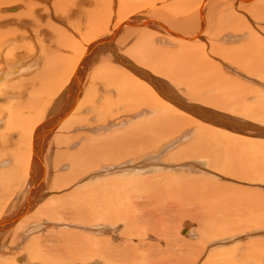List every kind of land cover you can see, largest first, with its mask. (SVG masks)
<instances>
[{
  "label": "rangeland",
  "instance_id": "rangeland-1",
  "mask_svg": "<svg viewBox=\"0 0 264 264\" xmlns=\"http://www.w3.org/2000/svg\"><path fill=\"white\" fill-rule=\"evenodd\" d=\"M196 1L200 2V0ZM196 1L137 0L136 2V0H129L126 2V8L124 1L122 3L124 8L120 9L119 1L112 0L114 6L107 4L111 9L102 8L105 12H111L110 17H107L109 13L104 16L107 19L99 14L101 18L98 17V20L94 18V14L91 17L93 23L89 22L90 25L78 31L83 32L84 36H76L73 31L70 32L71 36L73 34L72 38L76 36L73 38L74 44L71 45L74 47L73 58L77 62L81 60L79 58H82V53L90 45L88 53L92 52L94 47L92 41L99 40L101 42L99 44H104L105 37L111 38L108 32L112 27L116 26L115 29H117L119 21L127 19L129 21V25H125L121 31L116 30L119 33L110 40V47L105 46L106 51L99 50V47L94 48L93 52H97L93 56L91 65H87L88 53L83 56L85 70L82 68L81 71H89L84 81L77 79L76 84L80 85L82 92H79L77 85L73 86L67 79L64 82L57 81L63 71L59 69L58 76L54 74L53 79L45 80L49 83L41 82L42 91L40 90L41 92L39 91L29 101H21L20 94L8 93L9 96L6 98L2 97L3 95L0 96V126L2 128L0 133L6 130L3 135L5 140H0L3 141L0 142L1 219L16 212L19 215L26 203L24 202L25 190L29 180L26 168L30 171L29 166L34 160L24 140L28 141L29 134L36 129L37 142L42 143L49 139L42 157L46 173L44 186L39 188L40 192L36 197L33 193L34 197L30 200H38L28 210L27 216L19 219L21 221L23 218L21 224H25L21 229L24 231L18 230L16 224L15 227L0 233V264H147L143 261L145 254L157 255L160 252L163 253L159 254L158 258L163 260L157 259V264L160 262V264L166 262L168 264H208V258H215L214 255L218 253L217 258L223 254L227 258L235 259L244 256V261L241 263L263 262L264 264L263 249L254 255L250 253L249 259L245 254V249L249 245L264 246V221H262L264 220V162L261 161L264 160L262 159L264 158L262 154L264 153V10L259 11L256 8L262 0H241L240 2L207 0L200 10L203 16L201 30H199L200 17ZM104 11L103 15H106ZM143 20H148L147 25L152 20L154 23L158 22L166 26L172 34L183 37L184 41L177 39L176 36H170L160 27H144ZM58 24L63 27L62 23ZM99 32H102V35ZM104 32L107 35H103ZM198 33L199 36H196ZM90 34H92L91 37ZM93 34L96 37H93ZM194 36V39L198 40H190V37ZM24 39L20 40L19 44L24 45L29 42L33 48L29 53L24 49H21V52L9 53L12 47L1 45L2 49L5 47L4 50H7L3 51L0 48L3 56L6 55L5 52H8L10 57L14 54V58L17 59V64L16 62H14L15 65L8 63L9 66L19 68L20 61V67H26L27 61L33 59L31 55L38 53V47L42 44L47 46L50 43V40L46 39H40L43 42L40 43V40L32 35ZM186 39L188 42L185 41ZM121 40L122 43H120ZM82 49L84 50L81 52ZM68 52L67 50L62 53L63 55L60 54L61 58L68 55ZM2 55L0 59L3 58ZM6 59L11 62L8 58ZM8 64L6 60H0V65L5 67ZM55 80L58 82V89L55 86L54 91L51 92L50 86L53 82L54 85L57 83ZM81 82H84L83 85ZM45 84L49 85L45 86ZM60 84L64 85L61 89H59ZM64 93L71 95L72 100ZM76 95H79V99L84 102V107L78 113H74L79 100ZM31 102L36 104L34 103L33 106ZM63 107L66 111L62 113L64 117L62 116L59 121L53 116L61 114L65 110ZM168 108L172 110L170 115L167 114ZM48 111L51 114L50 119L44 124ZM31 113H35L33 119H31ZM165 114L170 116L168 121L161 119L165 117ZM38 120L40 122L37 123ZM54 124L58 126L55 128ZM141 128L145 131L142 132ZM49 129H53L47 133L50 137L46 135ZM23 141L25 145L21 146ZM101 142H105V145ZM30 146L32 149V144ZM254 146L257 148L259 146L260 149H258L262 155L254 153L259 152ZM19 148H24L23 152L17 151ZM241 149L249 153L251 150L254 156L263 157L260 161L253 159L249 153L244 157L243 152L239 154ZM222 152L225 153L224 156ZM225 156L227 158H224ZM19 162L23 164L21 163L22 167L18 171L17 166H21ZM250 162L253 165L252 168L247 166ZM10 167L13 169L11 173H14V176L19 172L22 176L15 179L12 174L8 179L9 184L6 177H3V173L6 171L8 173ZM33 167L34 163L30 167L33 172L30 171V173L36 180V177L39 178V172L37 174V169ZM257 170L263 171L258 173ZM134 181H137V184ZM203 183L209 184L208 190L206 188L201 190L207 191L206 193L198 190V186ZM106 185H110V188H106ZM131 185L134 186L131 188ZM192 185H196V190ZM108 192H111L110 195ZM94 193H97L99 198ZM153 193H157L158 196L157 194L154 196ZM170 193L172 196L169 197ZM207 193H212L209 196L213 198L210 199ZM106 194L109 195L108 198ZM92 195H95L96 199ZM103 197H106L105 202L107 200L112 202V204L109 203L110 207H106L107 203L104 205V202H101ZM259 198H262L261 201ZM91 200L95 202V206ZM257 200L260 202L258 203ZM204 201H209L211 205L205 204L211 208H203ZM97 202L101 204L98 205ZM96 204L104 208L100 206L101 209H99ZM215 206L218 208L215 209ZM201 207L205 209V213ZM17 208L21 210H16ZM103 209H106L107 214ZM159 209L163 210L154 212ZM210 210L212 215L208 212ZM109 211L112 214L108 215ZM257 213L263 219L258 218L257 216L260 215ZM120 215L123 217L120 218ZM145 215L148 216L145 217ZM255 219H257L256 222ZM133 220L137 221L134 223ZM162 221L166 223L162 224ZM212 221H215L214 226ZM208 228L213 232L220 230L221 234L210 235L209 231H206ZM165 237L166 241H164ZM172 241L187 245V255L184 251L182 252L183 247L177 250L176 247L179 246L175 247L176 243ZM88 242L95 245L89 243V246ZM164 247L165 249L162 250ZM150 248L155 249L146 252V249ZM242 252L245 255H242Z\"/></svg>",
  "mask_w": 264,
  "mask_h": 264
},
{
  "label": "bare ground",
  "instance_id": "bare-ground-1",
  "mask_svg": "<svg viewBox=\"0 0 264 264\" xmlns=\"http://www.w3.org/2000/svg\"><path fill=\"white\" fill-rule=\"evenodd\" d=\"M114 1V0H113ZM119 2H118V4L120 5V9L121 8H124L123 7V5H122V3H124V1H125V4H126V2H128L129 0H118ZM190 1H193V2H195L196 0H190ZM207 0H200V2H197V5H198V11H199V17H200V19H199V23H200V25H199V30H201L202 28H203V25H202V22H203V16H202V12L200 11V10H202V8H203V5L205 4V2H206ZM235 1V0H234ZM241 0H236L235 2H240ZM136 2H137V0H136ZM190 3V2H189ZM107 4H111L112 6H114L115 4H112V0H0V48H1V45H4L5 47H8V48H11L12 47V49H10V51H9V53L10 52H17V51H20L21 49H24L26 52H30L33 48L31 47V45L29 44V42H24L25 44L24 45H21V44H19V43H21V41L20 40H23L25 37H27V36H29V35H32L33 37H35L37 40H40V39H46V40H50V43H49V45H47V46H44L43 44L42 45H40V47H38V49H39V51H38V53L36 54V55H34V56H32L31 55V57H33V59L31 60V59H29V61H27V59H25L26 61H27V64L28 65H25L26 67H20L21 66V63H20V61H19V68H16V66H9V64L8 63H10V64H14V62H16V60L17 59H15L14 58V54L12 55L13 56V58H12V56L10 57L8 54V52L6 53H4V54H6L7 55V57H5L4 58V56H6V55H2L1 54V51H0V55H2L3 56V58H1L0 60L1 61H5L6 60V63L8 64V65H6L5 67L3 66V65H0L1 67H4V68H1L0 67V96H2V97H5L6 98V96H9L8 95V93H10V94H20V96H21V98H22V100L21 101H24V102H26L27 100L29 101V99H31L32 97H35L36 96V94L41 90L42 91V86H41V82L43 83V81L45 82V80H48L49 78L50 79H53V75L55 74L56 76H58V74H59V72H58V70L59 69H62L61 71V73H60V75L58 76V79H57V81H60V80H63V82L67 79V81L68 82H71L72 84H73V86H75V85H77L78 86V89H79V92H82V90L79 88V84H76V82H77V79H81V80H83L84 81V79H86V74H88V71L89 70H86L87 71V73H86V71L85 72H82L81 70H82V68H83V70H85V68L83 67V65H85V64H83V56H85L87 53H88V51H89V49H90V47H91V45L82 53V58H79V59H81L80 61H75V59L73 58V53H72V49L74 48L71 44L73 43L74 44V40H73V38H75L77 35H80V36H82L83 34V32H78L79 30H82L83 28H85L84 26H88V25H90L91 23H89V22H92V20H91V17H93V15H94V18H96V19H98L99 20V18H101V17H99L98 15L99 14H101L103 17L104 16H107V14L109 13V12H105L104 10H102V8H108L109 7V5H107ZM241 4V3H240ZM107 5V6H106ZM110 5V6H111ZM122 5V6H121ZM126 6H127V4L125 5V8H126ZM231 6V5H230ZM110 9H111V7H109ZM256 8L259 10V11H263L264 10V1L262 0V1H260L259 3H258V5L256 6ZM255 9V8H254ZM101 10H102V12H101ZM109 10V9H108ZM103 11H104V13H106V15H103ZM121 11V10H120ZM11 12H13V13H11ZM111 13V12H110ZM108 14V16L107 17H110V15L111 14ZM100 15V16H101ZM96 16V17H95ZM99 17V18H98ZM107 17H104L105 19H107ZM93 18V19H94ZM132 18H134V17H132ZM96 19H94V20H96ZM103 19V18H102ZM136 19V18H135ZM98 20H96V21H98ZM125 20V19H124ZM96 21H94V22H96ZM134 21V20H133ZM144 21V20H143ZM148 21V20H147ZM147 21L145 20L143 23H144V27H150V26H155V27H160V28H162L163 29V31H165V32H167V33H169L170 34V36H176V38L177 39H180V40H183L180 36H178V35H176V34H172L171 32H170V30L168 29V28H166V26H163L162 24H160V23H158V22H156V23H154L152 20H150L148 23H149V25H147ZM62 23L61 25H63V27H60V25L58 24V23ZM93 23V22H92ZM131 23H133L132 21H131ZM135 24L137 23V22H134ZM125 25H129V21H128V19L126 20V21H122V22H118V30L119 31H121V28L123 29L124 27H125ZM115 26V25H114ZM116 27V26H115ZM115 27H112V29H110V31L108 32V34L111 36V38H109V39H106V37H105V42H103L104 44H99V43H101V42H99V40L96 42L95 40V42H93L92 41V43L94 44V47H93V50H94V48H98L99 47V50H104V51H106V48H105V46H107V47H110V40L111 39H113V38H115V36L119 33L118 31H116L117 29H115ZM68 28H70V30H68ZM143 29V28H142ZM87 30V29H86ZM85 30V31H86ZM72 31L74 32L73 34H76V36L75 37H73L72 38V36H73V34H72V36L70 35V32L72 33ZM88 31V30H87ZM86 31V33L87 34H89L88 32ZM90 31V30H89ZM103 31H105V30H103ZM123 31V30H122ZM100 34L102 33V32H99ZM98 33V34H99ZM144 33V32H143ZM145 34V33H144ZM94 35V34H93ZM102 35V34H101ZM103 35H107V34H105V32L103 33ZM146 35V34H145ZM144 35V36H145ZM150 35V34H149ZM84 36V35H83ZM90 37L92 36V34H90L89 35ZM152 36V35H151ZM196 36H199V33H198V35H196ZM89 37V38H90ZM93 37H96L95 35L93 36ZM98 37V36H97ZM149 37V36H148ZM101 38V37H100ZM100 38H97V39H100ZM142 38H144L143 36H142ZM145 38H146V36H145ZM195 38V36L194 37H190V40H196V39H194ZM29 39H31V38H29ZM36 39H35V41H36ZM91 39V38H90ZM93 39V38H92ZM102 39V38H101ZM145 40V39H144ZM188 39H186L185 41H187ZM198 40V39H197ZM24 41H25V39H24ZM34 41V42H35ZM44 41V40H43ZM78 41V40H77ZM83 41V40H82ZM91 41V40H90ZM90 41H89V43H90ZM124 41V40H123ZM184 41V40H183ZM40 43H43V42H41V40L39 41ZM106 42H108V43H106ZM188 42V41H187ZM189 42H191V41H189ZM33 43V42H32ZM31 43V44H32ZM75 43H76V41H75ZM78 43V42H77ZM81 43H84V42H81ZM120 43H122V40H121V42ZM19 44V45H18ZM39 44V43H38ZM37 44V45H38ZM88 44V43H87ZM87 44H86V47H87ZM91 44V43H90ZM82 45H85V43L84 44H82ZM5 47H3V49L1 48V50H3V51H5L4 50V48ZM34 47V46H33ZM85 47V46H84ZM35 48V47H34ZM37 49V50H38ZM77 49V48H76ZM85 49V48H84ZM84 49H82L81 50V52L84 50ZM260 49H261V47H260ZM37 50H36V52H37ZM69 51L68 52V55L66 54L64 57H63V59L61 58V56L63 55L62 53L63 52H66V51ZM74 50V49H73ZM91 50H92V48H91ZM93 50H92V52L91 53H88L86 56L88 57V64L87 65H91V63H92V60H93V56L96 54V52H93ZM96 50V49H95ZM98 50V49H97ZM7 51V50H6ZM35 51V50H34ZM103 51V52H104ZM21 52V51H20ZM19 52V53H20ZM71 53V54H70ZM16 54H18V53H16ZM15 54V55H16ZM22 54V53H21ZM21 54H19V55H21ZM60 54H62L61 56H60ZM65 54V53H64ZM1 56V57H2ZM25 56H27V54H25ZM30 56V55H29ZM114 56H115V54H114ZM10 57V58H9ZM117 57V56H116ZM6 58H8L11 62H9ZM12 58V59H11ZM23 58H25L24 56H23ZM22 58V59H23ZM3 59V60H2ZM5 59V60H4ZM18 59H19V57H18ZM24 60V61H25ZM47 60V61H46ZM73 60V61H72ZM85 60V59H84ZM23 61V60H22ZM45 61H46V66H45ZM90 61V62H89ZM96 61V60H95ZM121 61V60H120ZM13 62V63H12ZM71 62H73L71 65H69V63H71ZM23 63V62H22ZM86 63V62H85ZM16 64H17V62H16ZM15 65V64H14ZM125 65H127V64H125ZM155 65V64H154ZM123 66H124V64H123ZM27 71H29L28 73H26ZM57 71V72H56ZM55 75H54V77H55ZM57 78V77H56ZM7 79V80H6ZM7 81V82H6ZM56 81V80H55ZM56 81V82H57ZM46 82H48V81H46ZM45 82V83H46ZM51 82V81H50ZM63 82H62V84H63ZM49 83V82H48ZM60 83V82H59ZM82 83V82H81ZM84 83V82H83ZM83 83H82V85H83ZM62 84H60V88L59 89H61L63 86H62ZM65 84V83H64ZM49 84H45V86H48ZM57 87L58 86V82L54 85V82H53V85H51L50 86V91L51 92H53L54 91V87ZM62 86V87H61ZM69 86V85H68ZM76 86V87H77ZM116 86V85H115ZM8 87V88H7ZM47 87H45V89H46ZM49 88V87H48ZM73 88V87H72ZM2 89H6V90H2ZM8 89V90H7ZM57 89H58V87H57ZM77 89V88H76ZM77 89V90H78ZM63 90V89H62ZM69 90H70V88H69ZM68 90V91H69ZM72 90V89H71ZM40 91V92H41ZM48 91H49V89H48ZM109 91V90H108ZM47 92V91H46ZM57 92V91H56ZM75 92V91H74ZM5 93H6V95H5ZM50 93V92H49ZM68 93V92H67ZM64 93V94H66L67 95V97H69L71 100H72V98H71V95H69L68 96V94L70 93ZM78 93V92H77ZM53 94V93H52ZM63 94V95H64ZM73 95V94H72ZM75 95V94H74ZM50 96H51V93H50ZM55 96V95H54ZM61 96V95H60ZM77 96V95H76ZM89 96V95H88ZM1 97V98H2ZM52 97V96H51ZM42 98H44V97H42ZM54 98V97H53ZM68 98V99H69ZM77 98L79 99V95L77 96ZM64 99V98H63ZM66 99V98H65ZM66 100L67 102L69 101V100ZM47 100V99H46ZM59 100H60V97H59ZM70 100V101H71ZM6 101V100H5ZM18 101H19V99H18ZM18 101H16V102H18ZM37 101V100H36ZM48 101V100H47ZM64 101V100H63ZM62 101V102H63ZM3 102V101H2ZM60 102V101H59ZM61 102V103H62ZM76 102H77V100H76ZM32 103V105L34 106V103L33 102H31ZM36 104V103H35ZM56 104V103H55ZM76 104V103H75ZM31 104H30V106H31V108L33 107ZM44 105V104H43ZM62 105V104H61ZM71 106H72V104H70ZM77 105V108L75 109V108H73V109H75L74 110V113L75 112H79V110H81L83 107H84V102H82L81 101V99H79L78 100V103L76 104ZM55 105H53V107H54ZM52 107V106H51ZM74 107H75V105H74ZM24 108V107H23ZM28 108V107H27ZM31 108H30V110H31ZM44 108V107H43ZM29 109V108H28ZM46 109V108H45ZM63 109H65L64 107H63ZM169 109V108H168ZM29 110V111H30ZM59 110H60V107H59ZM62 110V109H61ZM34 111V110H33ZM51 111H52V109H51ZM58 111V110H57ZM66 111V109L63 111V112H61V114L59 113L57 116H53L54 118H58L59 119V121H60V119H61V117L63 116L62 115V113H64ZM69 111V110H68ZM41 112V111H40ZM72 112H73V110H72ZM171 112H172V110L171 109H169V111L167 112V114H171ZM35 113H36V111H35ZM35 113H31L32 114V116H31V119H33L34 118V116H35ZM52 113V112H51ZM74 113H72V114H74ZM40 114V113H39ZM44 114V113H43ZM66 114V113H65ZM64 114V115H65ZM167 114H165V117L164 118H161V119H163L164 121H165V119L168 121L169 120V118L168 117H170L169 115L167 116ZM50 111H48V114L46 115V117H45V119H44V116L42 117L43 119H44V121H45V123L44 124H46L47 123V121H48V119H50L49 117H50ZM67 115V114H66ZM65 115V116H66ZM75 115V114H74ZM71 116V115H70ZM64 117V116H63ZM68 117V116H67ZM36 119V118H35ZM63 119V118H62ZM27 120V119H26ZM52 120V119H51ZM30 121V120H29ZM58 121V122H59ZM64 121V120H63ZM38 122H40L39 120L37 121V123ZM57 122V121H56ZM52 123V122H51ZM60 123V122H59ZM166 123V122H165ZM1 124V123H0ZM50 124V123H49ZM32 125V124H31ZM40 125V124H39ZM42 125V124H41ZM46 126H48V124L46 125ZM45 125H44V127H46ZM53 126V125H52ZM55 126H58V125H55L54 124V127ZM61 126H63V125H61ZM23 127V126H22ZM39 127H41V126H39ZM44 127L42 128V129H44ZM65 127V126H64ZM34 128V127H33ZM41 128H40V130H41ZM49 128V127H48ZM51 128H53V127H51ZM56 128V127H55ZM54 128V129H55ZM145 128V127H144ZM142 129V132H144L145 131V129ZM60 129H62V128H60ZM0 130H2V128H1V126H0ZM34 130V129H33ZM44 130H46V128L44 129ZM64 130H66L67 131V129H64ZM5 129L3 130V132H1L0 133V140H5V139H3V135H4V133H5ZM8 131V130H7ZM49 131H53V129H49L47 132H46V135H47V133H49ZM32 133L31 134H29V139H28V141L27 140H24L26 143H27V147H28V150H29V153L31 152L32 153V155H33V160H34V167H33V169H37V174H38V172H39V178L38 177H36V180H35V178H34V176L33 175H31V173H30V171H32V168H30L32 165H33V163H32V165L31 166H29V170L30 171H28V168H26L27 169V174L29 175V176H27L28 178H29V180H28V184H27V187H26V190H25V193H26V198H25V200H24V202L26 201V203H25V205L23 206V211L21 210V212L22 213H20L19 215H17L16 213H14V214H12V215H10V216H4V218L3 219H1L0 218V233H3V232H5L6 230H8V229H10L11 227H15L16 226V224H17V226L18 227H16L18 230L19 229H21V228H24L23 226V224H25V223H23V224H21L23 221V218L21 219V221L19 220L21 217H26L27 216V212H28V210H30L31 209V207L32 206H34L35 205V202H37L36 200H38V199H35V200H33V201H31L30 199H31V197L33 198L34 196H33V193H35V197L37 196V194L40 192V187H42L43 188V183H44V180H45V178H46V173H45V171H44V162H42V157L44 156V154H43V151L45 150V148L47 147L46 145L48 144L47 142L49 141V139L45 142H37L38 140H37V137H38V135L36 136V134H37V129L33 132V131H31ZM38 134H40V135H42V133H38ZM28 135V134H27ZM39 135V136H40ZM49 135V134H48ZM47 135V136H48ZM214 135V134H213ZM46 136V137H47ZM209 136V135H208ZM212 136V135H211ZM229 137H230V135H228ZM49 137H50V135H49ZM233 137V136H232ZM232 137H231V139H232ZM7 138V137H6ZM113 138V137H112ZM112 138H110V139H112ZM208 138V137H207ZM43 139H44V136L43 137H41V140L43 141ZM109 139V140H110ZM114 139V138H113ZM227 139H228V137H227ZM96 140V139H95ZM126 140V139H125ZM160 140V139H159ZM24 141H23V143L21 142V146H22V144L23 145H25L24 144ZM111 141V140H110ZM204 141V140H203ZM219 141V140H218ZM237 141V140H236ZM0 142H3V141H0ZM201 142V141H200ZM102 143V142H101ZM32 144V149H31V145ZM102 144H104L105 145V142L104 143H102ZM110 144V143H109ZM143 145V144H142ZM262 145V144H261ZM20 146V145H19ZM19 146H17V147H19ZM25 146V147H26ZM100 145H98V147H99ZM247 146H248V144H247ZM103 147V146H102ZM219 147V146H218ZM249 147V146H248ZM262 147H263V145H262ZM15 148V147H14ZM100 148H101V146H100ZM202 148V147H201ZM230 148V147H229ZM237 148V147H236ZM254 148H255V150H257L258 148H259V146H258V148H257V146L255 147L254 146ZM257 148V149H256ZM22 149H24V148H19L17 151H19V150H21L22 151ZM31 149V150H30ZM52 149V148H51ZM228 149V148H227ZM242 149H245L244 147H242ZM241 149V150H242ZM260 149V148H259ZM258 149V150H259ZM262 149V148H261ZM128 150H130V149H128ZM230 150H231V148H230ZM263 150V149H262ZM47 151V150H46ZM226 151V150H225ZM238 151V150H237ZM252 151H253V149H252ZM23 152V151H22ZM22 152H20V153H22ZM24 152H25V150H24ZM87 152V151H86ZM90 152V151H89ZM94 152V151H93ZM243 152V156L244 157H246L247 156V153H249V152H246L245 150L243 151H240V153L239 154H241ZM261 151L259 150V152H254L255 154L257 153V154H261L260 153ZM264 152V151H263ZM16 153V152H15ZM30 153V154H31ZM206 153V152H205ZM254 153H252L251 154V150H250V153L249 154H251V156H253L252 158L253 159H256V161H260L261 160V158L263 157H260V155H256V156H254L255 154ZM19 153H17V155H18ZM60 154V153H59ZM86 154H88V153H86ZM222 154H223V156H224V152H222ZM254 154V155H253ZM262 154H264V153H262ZM261 154V155H262ZM20 155V154H19ZM48 155V154H47ZM89 155V154H88ZM227 155V154H226ZM29 156H31V155H29ZM1 157V156H0ZM89 157H91V156H89ZM250 157V156H249ZM260 157V158H259ZM100 158H102V156L100 157ZM209 158V157H208ZM224 158H227L226 156L224 157ZM71 159H73V158H71ZM262 159H264V158H262ZM86 160V159H85ZM232 160V159H231ZM250 160H252V159H250ZM228 161V160H227ZM255 161V162H256ZM262 162H264V160H261ZM105 162H107V161H105ZM155 162V161H154ZM173 162V161H172ZM236 162V161H235ZM240 164H241V162H240V160L238 161ZM261 162V163H262ZM22 163V162H21ZM20 162H19V165H21L20 167L19 166H17V169H18V171L21 169V167H22V164H21ZM118 163V162H117ZM244 163V162H243ZM5 164V163H4ZM3 164V165H4ZM28 164V163H27ZM239 164V165H240ZM37 165V166H36ZM152 165V164H151ZM223 165H224V163H223ZM222 165V166H223ZM239 165H237L238 167H239ZM257 165V164H256ZM109 166V165H108ZM242 166H243V164H242ZM247 166L248 167H251L252 168V163L250 162V163H248L247 164ZM223 167H225V165L223 166ZM260 167V166H259ZM259 167H257V168H259ZM11 168V167H10ZM9 168V169H10ZM42 168V169H41ZM124 168V167H123ZM122 168V169H123ZM220 168V167H219ZM261 168V167H260ZM9 169H8V173H7V171L6 172H4L3 174V177L5 178L6 177V180H7V182L9 183V180L8 179H10L11 177V175L13 174V177L16 179L17 177H20L21 178V172H19V173H17L16 174V172H15V176H14V173H11V171L13 172V169L11 168V170L9 171ZM140 169V168H139ZM221 169V168H220ZM237 169V168H236ZM262 169V168H261ZM260 169V170H261ZM86 170V169H85ZM104 170V169H103ZM15 171V170H14ZM36 171V170H35ZM107 171V170H106ZM128 171V170H127ZM134 171V170H133ZM258 171V173H261L262 171H259V170H257ZM33 172V171H32ZM126 172V171H125ZM11 173V174H10ZM25 173V175H27ZM34 173H36V172H34ZM130 173V172H129ZM163 173V172H162ZM264 173V172H263ZM10 174V175H9ZM37 174H36V176H37ZM172 174V173H171ZM135 175V174H134ZM133 175V176H134ZM181 175V174H180ZM215 175V174H214ZM254 175H256V174H254ZM138 176V175H137ZM127 177V176H126ZM217 177V176H216ZM38 178V179H37ZM143 178V177H142ZM145 178V177H144ZM1 179V178H0ZM19 179V178H18ZM27 179V178H26ZM150 179V178H149ZM192 179V178H191ZM125 180L127 181V178H125ZM19 181V180H18ZM187 181V180H186ZM189 181V180H188ZM6 182V183H7ZM21 182V181H20ZM110 182H112V180L110 181ZM114 182V181H113ZM127 182H129V181H127ZM134 182H136L135 184H137V181H134ZM189 182H191V181H189ZM189 182H186V183H189ZM197 182H199V181H197ZM196 182V183H197ZM201 182V181H200ZM17 183V182H16ZM24 183H26V182H24ZM117 183V182H116ZM126 183V182H125ZM133 183V182H132ZM139 183V182H138ZM143 183V182H142ZM147 183V182H146ZM160 183H162V182H160ZM170 183V182H169ZM184 183V182H183ZM195 183V182H194ZM206 183V182H205ZM205 183H203L202 185H200V186H198V190L200 191V192H203V191H201L202 190V188H206L207 189V187H208V185H206ZM209 183V182H208ZM214 183V182H213ZM3 184V183H2ZM10 184V183H9ZM12 184V183H11ZM103 184V183H102ZM131 183H129V185H130ZM140 184V183H139ZM148 184V183H147ZM146 184V185H147ZM191 184H192V182H191ZM190 184V185H191ZM100 186H101V184H99ZM108 185V184H107ZM106 185V188L107 187H109V186H107ZM119 184H117V186H118ZM126 186H128V184H125ZM141 185V184H140ZM186 185V184H185ZM25 186V185H24ZM116 185H115V188L117 187ZM132 186H134V185H131L130 187L132 188ZM174 186V185H173ZM187 186H189V185H187ZM186 186V187H187ZM195 186V187H194ZM113 187V186H112ZM138 187V186H137ZM141 188H142V186H140ZM179 189H180V187L179 186H177ZM176 187V188H177ZM192 187H193V189H195L196 188V185H192ZM14 188H16V187H14ZM42 188H41V190H42ZM100 188H102V186L100 187ZM110 188V187H109ZM118 188H119V186H118ZM122 188V187H121ZM139 188V187H138ZM155 188V187H154ZM170 188V187H169ZM175 188V187H174ZM175 188V189H176ZM201 188V189H200ZM220 188V187H219ZM39 189V190H38ZM152 189H153V185H152ZM171 189V188H170ZM213 189V188H212ZM211 189V190H212ZM37 192H36V191ZM98 190H100L99 189V187H98ZM126 190V189H125ZM125 190H123V192L125 191ZM135 190V189H134ZM181 190V189H180ZM183 190V189H182ZM187 190H188V188H187ZM196 190V189H195ZM208 190V189H207ZM233 190V189H232ZM253 190V189H252ZM110 191V190H109ZM139 191V190H138ZM167 191V190H166ZM188 191H190V190H188ZM213 191V190H212ZM15 192V191H14ZM17 192V191H16ZM23 192V191H22ZM100 192H101V190H100ZM120 192V191H119ZM133 192V191H132ZM141 192V191H140ZM169 192V191H168ZM207 192V191H206ZM206 192H203V193H206ZM214 192H215V190H214ZM244 192V191H243ZM248 192V191H247ZM12 193V192H11ZM24 193V194H25ZM109 193V192H108ZM107 193V194H108ZM111 193V192H110ZM110 193H109V195H110ZM113 193V192H112ZM114 193H115V191H114ZM198 193V191L196 192V194ZM210 193V192H209ZM213 193V192H212ZM211 193V194H212ZM255 193V192H254ZM95 194V193H94ZM106 194V195H107ZM153 194H155L154 196H156V194L157 193H153ZM171 194V193H170ZM169 194V197L170 196H172V194H173V192H172V194L170 195ZM179 194V193H178ZM196 194H195V197H196ZM211 194H206L208 197H210L209 195H211ZM244 194V193H243ZM246 194V193H245ZM17 195V194H16ZM96 195V197H98L97 196V193L95 194ZM95 195H92L93 197H95ZM109 195H107V198H108V196ZM175 195V194H174ZM198 195V194H197ZM39 196V195H38ZM91 196V197H92ZM104 196H105V194H104ZM121 196V195H120ZM148 196V195H147ZM157 196H158V194H157ZM201 196V195H200ZM203 196V195H202ZM207 196H206V198H207ZM227 196V195H226ZM232 196V195H231ZM245 196V195H244ZM90 197V196H89ZM96 197H95V199H96ZM141 197V196H140ZM166 197H168V195L166 196ZM251 197V196H250ZM39 198V197H38ZM88 198V197H87ZM99 198V197H98ZM122 198V197H121ZM181 198V197H180ZM194 198V197H193ZM204 199H205V197H203ZM211 198H213V197H210V199ZM248 198V197H247ZM116 200H117V198H115ZM190 198H188V200H189ZM244 199V198H243ZM243 199H241V200H243ZM249 199V198H248ZM260 199V198H259ZM262 199V198H261ZM261 199H260V201H261ZM40 200V199H39ZM86 200V199H85ZM93 200H94V198H93ZM99 200V202L101 201L104 205L106 204V207L108 206V207H110V205H109V203L111 202H108L109 200H107L106 202L104 201V200H106V197L104 198H101V200L100 199H97V201ZM148 200V199H147ZM147 200H145V201H147ZM159 200V199H158ZM192 200H195V199H192ZM218 200V199H217ZM217 200H216V203H217ZM240 200V199H239ZM238 200V201H239ZM92 201V200H91ZM95 201V200H94ZM119 201V200H118ZM139 201V200H138ZM140 201H142L141 199H140ZM139 201V202H140ZM149 201V200H148ZM153 201H155V200H153ZM165 200H163V202H164ZM211 201V200H210ZM247 201V200H246ZM259 200H257V202L259 203L260 202ZM93 202V201H92ZM117 202V201H116ZM156 202V201H155ZM154 202V203H155ZM158 202V201H157ZM172 202V201H171ZM219 202V201H218ZM249 202V201H248ZM247 202V203H248ZM94 203V206H95V202H93ZM93 203H91L92 205H93ZM98 203V202H97ZM151 203V202H150ZM180 203V202H179ZM205 203H209V201H204L203 202V208H211L209 205H211L210 203H209V205H207V204H205ZM37 204V203H36ZM99 204H101V203H98V205ZM102 204V205H103ZM111 204H112V202H111ZM115 204V203H114ZM128 204V203H127ZM145 204H149V203H145ZM152 204V203H151ZM156 204V203H155ZM159 204V203H158ZM169 204H170V202H169ZM172 204V203H171ZM199 204V203H198ZM227 204H228V202H227ZM248 204H250V203H248ZM262 204H263V202H262ZM261 204V205H262ZM49 205V204H48ZM97 205V204H96ZM97 205V208H99V209H101L100 208V206H98ZM130 205V204H129ZM129 205H127V206H129ZM164 205V204H163ZM166 205V204H165ZM216 205V204H215ZM247 205V204H246ZM260 205V204H259ZM119 206V205H118ZM167 206H168V204H167ZM231 206V205H230ZM101 207H103L104 208V206H101ZM105 207V208H106ZM114 207V206H113ZM136 207V206H135ZM138 207V206H137ZM141 207V206H140ZM139 207V208H140ZM154 207V206H153ZM218 207H220V205H218ZM218 207H214L215 209L216 208H218ZM223 207V206H222ZM237 207V206H236ZM235 207V208H236ZM241 207V206H240ZM243 207V206H242ZM24 208H25V210H24ZM34 208V207H33ZM47 208V207H46ZM116 208V207H115ZM128 208V207H127ZM144 208V207H143ZM152 208V207H151ZM162 208V207H161ZM170 208V207H169ZM205 208V209H206ZM18 208L16 209V210H19ZM37 209H38V207H37ZM56 209V208H55ZM54 209V210H55ZM92 209V208H91ZM107 209V208H106ZM106 209H103L104 210V213H106L107 214V212L105 211ZM136 209V208H135ZM158 209V208H157ZM201 209H202V207H201ZM205 209H202L203 210V212H204V210ZM237 209V208H236ZM263 209V208H262ZM89 210V209H88ZM115 210V209H114ZM120 210V209H119ZM118 210V211H119ZM143 209H141V211H142ZM146 210V209H145ZM156 210V209H155ZM163 210V209H162ZM161 209H159L158 211H154V212H160V211H162ZM172 211H173V209H171ZM198 210V209H197ZM219 210H221L220 208H219ZM245 210V209H244ZM43 211V210H42ZM126 211V210H125ZM136 211V210H135ZM147 211V210H146ZM153 211V210H152ZM196 211V210H195ZM207 211V210H206ZM222 211V210H221ZM224 211V210H223ZM228 211V210H227ZM243 211V210H242ZM247 211L249 212V209H247ZM24 212V213H23ZM103 212V211H102ZM122 212V211H121ZM121 212H119V213H121ZM131 212V211H130ZM148 212H149V210H148ZM190 212V211H189ZM208 212H210V214L212 215V212H211V210L210 211H208ZM226 212V211H225ZM224 212V213H225ZM229 212V211H228ZM37 213V212H36ZM41 213V212H40ZM135 213V212H134ZM140 213V212H139ZM197 213V212H196ZM195 213V214H196ZM205 213V212H204ZM215 213V212H214ZM227 213V212H226ZM26 214V215H25ZM89 214H91V213H89ZM109 214H112V212H110L109 211V213H108V215ZM123 216H124V214L123 213H121ZM142 214V213H141ZM174 214V213H173ZM199 214V213H198ZM258 215H260L259 213H257ZM36 215V214H35ZM94 215V214H93ZM122 215H120L121 217L120 218H122L123 216ZM133 215V214H132ZM157 215V214H156ZM156 215H154V216H156ZM165 215V214H164ZM90 216V215H89ZM103 216V215H102ZM135 216H137L136 214H135ZM143 216V215H142ZM146 216H148V215H145V217ZM153 216V215H152ZM153 216V217H154ZM157 216H159V215H157ZM166 216V215H165ZM192 216V215H191ZM217 216V215H216ZM253 216H254V214H253ZM256 216V215H255ZM117 217V216H116ZM144 217V216H143ZM151 217V216H150ZM149 217V218H150ZM160 217L161 218H163L162 217V215L160 214ZM210 217V216H209ZM214 217V216H213ZM258 218L259 217H261V215L260 216H257ZM264 217V216H263ZM15 218V219H14ZM105 218H107V217H105ZM111 218V217H110ZM136 218V217H135ZM140 219L142 218V217H139ZM157 218H159V217H157ZM179 218V217H178ZM200 218V217H199ZM215 218V217H214ZM217 218V217H216ZM107 219H109V217L107 218ZM114 219H117V218H114ZM133 219V218H132ZM137 219H138V217H137ZM144 219V218H143ZM143 219H142V221H143ZM146 219V218H145ZM150 219H152V218H150ZM155 219V218H154ZM160 219V218H159ZM205 219H207V218H205ZM247 219V218H246ZM254 218H252V221H254L253 220ZM261 219H263L262 217H261ZM261 219H260V221H261ZM109 220H111V219H109ZM211 219H209V221H210ZM259 220V219H258ZM18 221H20L19 223H18ZM137 221V220H136ZM135 221V222H136ZM197 221V220H196ZM203 221V220H202ZM207 220H205V222H206ZM252 221H250V223L252 224ZM257 221V219H255V222ZM262 221H264V220H262ZM133 222H134V220H133ZM134 222V223H135ZM163 222V221H162ZM168 222V221H167ZM211 222V221H210ZM213 222V221H212ZM245 222H247V220L245 221ZM249 222V221H248ZM138 223H139V221H138ZM151 223V222H150ZM154 223V222H153ZM152 223V224H153ZM159 223H160V221H159ZM164 223H166L165 221L162 223V224H164ZM171 223V222H170ZM200 223V222H199ZM202 223V222H201ZM200 223V224H201ZM209 223V222H208ZM207 223V224H208ZM215 223V221L213 222V226L215 225L214 224ZM29 224V223H28ZM158 224V223H157ZM161 224V223H160ZM249 224V223H248ZM258 224V223H257ZM97 225V224H96ZM135 225V224H134ZM206 225V224H205ZM209 225V224H208ZM208 225H206V226H208ZM211 225V224H210ZM217 225V224H216ZM29 226V225H28ZM148 226V225H147ZM167 226V225H166ZM188 226V225H187ZM191 226V225H190ZM262 226V225H261ZM137 227V226H136ZM150 228H151V226H149ZM157 227V226H156ZM165 227V226H164ZM212 227V226H211ZM218 227V226H217ZM95 228V227H94ZM109 228V227H108ZM139 228V227H138ZM154 228V227H153ZM166 228V227H165ZM185 229H187L188 227H184ZM206 228V227H205ZM27 229V228H26ZM40 229V228H39ZM157 229V228H156ZM169 229H171V228H169ZM214 229V228H213ZM22 230V229H21ZM21 230H20V232H21ZM125 230V229H124ZM174 230H176L175 228H174ZM205 230V229H204ZM22 231H24V230H22ZM164 231H165V229H164ZM191 231V230H190ZM206 231H209L208 233H210V235L211 234H214L213 236H215V235H218V234H221V232L219 233V231L220 230H218V231H215V232H213L210 228H208ZM225 231V230H224ZM17 232H19V231H17ZM156 232V231H155ZM193 232V231H192ZM127 233H130V232H127ZM168 233V232H167ZM166 233V234H167ZM208 233H206V234H208ZM97 234V233H96ZM161 234V233H160ZM163 234V233H162ZM222 234H224V232L222 233ZM263 234V233H262ZM262 234H260V235H262ZM127 234H125V236H126ZM129 235V234H128ZM169 235V234H168ZM173 235V234H172ZM203 235V234H202ZM209 235V234H208ZM219 236V235H218ZM218 236H216V237H218ZM166 237H168V236H166ZM166 237H165V240L164 241H166ZM201 237V236H200ZM83 238H85V237H83ZM111 238V237H110ZM131 238H133V237H131ZM147 238V237H146ZM169 239H170V237H168ZM212 238V237H211ZM259 238H261L260 236H259ZM264 238V237H263ZM86 239V238H85ZM84 239V240H85ZM218 239H219V237H218ZM126 240V239H125ZM144 240V239H143ZM172 240V239H171ZM174 240V239H173ZM176 240V239H175ZM185 240V239H184ZM259 240V239H258ZM80 241V240H79ZM90 241V240H89ZM92 241V240H91ZM96 241V240H95ZM120 241V240H119ZM168 241V240H167ZM182 240H180V242H181ZM215 241V240H214ZM173 242V241H172ZM175 242V241H174ZM173 242V243H174ZM178 242L179 241H177V243L174 245L175 247H176V245L177 246H179V247H176V249L178 250V248L179 249H183L182 250V252L184 251L185 252V255H187V252H188V250L186 251V246L185 245H181L180 244V242H179V244H178ZM218 242H220V241H218ZM89 243H91V242H88L87 244L90 246V244ZM96 243V242H95ZM123 243V242H122ZM217 243V242H216ZM93 246L95 245V244H93V243H91ZM96 244H98V242L96 243ZM153 244V243H152ZM170 244V243H169ZM220 244V243H219ZM143 245V244H142ZM166 245V244H165ZM203 245V244H202ZM140 246V245H139ZM145 246H146V244H145ZM211 246V245H210ZM215 246V245H214ZM243 246V245H242ZM96 247V246H95ZM148 247V246H147ZM151 247V246H150ZM163 247V246H162ZM167 247V246H166ZM175 247H174V249H175ZM181 247H183V248H181ZM157 248V247H156ZM155 249V248H154ZM153 249V250H154ZM163 249H165V247L164 248H162V250ZM205 249V248H204ZM207 249V248H206ZM263 249V251H264V246L263 245H257V246H250L249 245V247L247 246L246 247V251H245V254H246V256H247V258H248V255H250V253L252 254V255H254V254H257V252H259V251H261ZM142 250V249H141ZM147 250L149 251L150 250V252L151 251H153V250H151V248L150 249H146V252H147ZM208 250V249H207ZM161 251V250H160ZM176 251V250H175ZM190 251V250H189ZM125 252V251H124ZM123 252V253H124ZM139 252V251H138ZM158 252V251H157ZM157 252H155V253H157ZM165 252V251H164ZM167 252V251H166ZM176 252H178V251H176ZM176 252H174V253H176ZM222 253L224 252V251H221ZM220 252V253H221ZM231 252H232V250H231ZM144 253H145V250H144ZM143 253V254H144ZM154 253V252H153ZM161 253H163V252H160V253H157V255H155V254H151V253H148V254H145V256L143 257V261H145L147 264H157L156 263V261H158L157 259H159V260H163V258H158V256H159V254H161ZM179 253V252H178ZM177 253V254H178ZM221 253V254H222ZM224 253H226V252H224ZM238 253V252H237ZM140 254V253H139ZM142 254V255H143ZM170 254V253H169ZM172 254V253H171ZM239 254H240V252H239ZM245 254H243V252H242V255H245ZM260 254V253H259ZM162 255V254H161ZM166 255V254H165ZM175 257H176V255L175 254H173ZM217 255H219V253L217 254ZM217 255H214L215 256V258H208V260H207V262H208V264H243L244 262H242L241 263V261H244V256L243 257H241V258H227L224 254L220 257V258H217L216 256ZM229 255V254H228ZM139 256V255H138ZM167 256V255H166ZM171 256V255H170ZM179 256V255H178ZM177 256V257H178ZM183 256V255H182ZM240 256H241V254H240ZM245 256V257H246ZM114 257V256H113ZM157 257V258H156ZM260 257H262V256H260ZM114 258H116V257H114ZM173 258V257H172ZM250 258V257H249ZM248 258V259H249ZM120 259V258H119ZM122 259V258H121ZM137 259V258H136ZM136 259H135V261H136ZM170 259V258H169ZM237 259H238V261H237ZM247 259V260H248ZM255 259H256V255H255ZM149 260V261H148ZM176 260V259H175ZM236 260V261H235ZM137 261H138V259H137ZM140 261V260H139ZM167 261V260H166ZM171 262V261H170ZM240 262V263H239ZM161 263V262H160ZM159 263V264H160ZM165 264H168L167 262L165 263ZM244 264H252V262L251 263H244ZM260 264H263V262H261Z\"/></svg>",
  "mask_w": 264,
  "mask_h": 264
}]
</instances>
